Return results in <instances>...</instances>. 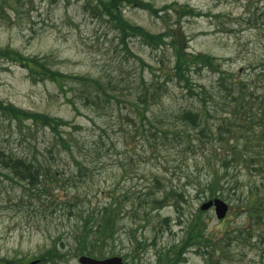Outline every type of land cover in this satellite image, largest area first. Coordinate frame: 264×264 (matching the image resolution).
<instances>
[{
	"label": "rangeland",
	"instance_id": "374dc122",
	"mask_svg": "<svg viewBox=\"0 0 264 264\" xmlns=\"http://www.w3.org/2000/svg\"><path fill=\"white\" fill-rule=\"evenodd\" d=\"M146 1H152L158 8L178 2L199 10L201 16L183 17L180 20L189 38V50L213 54L224 68L233 72L245 70V77L254 80L259 94L264 95L261 71V64H264V0ZM81 2L82 0H0V49L10 48L33 59H45L50 68L62 73L91 76L105 82L112 80L116 95L121 99L129 98L130 91H136L132 89L133 81L140 80L142 74L151 80L153 73L147 66L140 65L136 57L127 53L106 19L93 16L84 9ZM125 15L131 22L155 33L176 26L178 21L177 15L173 13L167 18L166 25L160 17L151 15L148 10L128 5ZM130 48L134 54L141 56L146 65L152 67L156 77L163 83L165 76L161 60L168 64L171 51L168 48L153 50L136 38L130 41ZM29 71L20 62H1L0 100L29 111L61 117L73 125L82 126L81 134L73 135L79 137V141L89 143L92 147L95 145L99 149L98 153H92L87 160L84 159V152L74 150L78 161L88 164L93 171L88 190L91 189L90 194L100 193L97 198L90 197L93 202L106 203L114 190L118 194L125 190L131 193L148 191V188H154L155 175L166 182L183 184L185 180L178 178L181 174L179 165L187 170V167L192 166L193 160H185L176 152L155 158L147 140L149 133L145 134L135 128L141 121L138 118H135V122L131 120L135 113L128 103L118 105L113 99V107L108 106L98 112L93 102L85 106L81 86H73L71 91L68 83L61 87L50 80L36 81L34 78L39 76ZM195 78L203 85L210 86L217 76L204 72ZM119 80L123 83L118 84ZM166 86L160 92L162 101L158 100L151 105L153 110L149 114L156 113L166 118L167 110L190 104L182 87L174 83ZM116 87L122 88L124 94L121 95V90L118 92ZM110 92L113 93L111 90ZM70 98L78 101L79 110L73 107ZM44 132L31 128L30 122L19 126L16 121L0 117V153L31 159L37 155L41 159L40 151L46 154L45 147L52 143V134ZM95 156L98 157L97 160H93ZM60 160L66 169H77L75 158L65 154ZM168 164L174 165L177 171H166ZM243 174L246 173L242 172L241 175L248 181L249 174ZM66 190L58 192L55 188V196L65 199L64 192H67L69 198L71 191ZM205 201L204 197L198 198L195 192L188 190L181 208L170 205L153 211V218L144 230L139 227V221L133 225L132 230L137 237L142 242H147L144 248L138 249L140 256L137 261L156 264L160 251L168 250L183 238L184 225ZM232 204L223 220H218L214 208L203 215L214 242L218 243L222 239L227 244L229 240L224 237L227 232L231 233L232 245L228 253L222 258L218 250L210 249L211 252L204 255L191 249L181 264H208L219 259L225 264H264V216L256 224V220L249 217L239 202ZM166 217L171 220L170 228L162 223ZM57 223L58 217L51 214L49 199L45 195L39 196L36 187L6 177L0 166V258H25L29 264L39 261L60 234ZM131 225V220L126 218L120 226L116 245L121 256L133 249L129 242ZM160 226L163 231H160ZM65 233H68V229ZM65 237L68 243L69 238ZM130 261L131 258H127L126 262ZM57 264H80L79 255L70 254Z\"/></svg>",
	"mask_w": 264,
	"mask_h": 264
},
{
	"label": "trees",
	"instance_id": "16d2710c",
	"mask_svg": "<svg viewBox=\"0 0 264 264\" xmlns=\"http://www.w3.org/2000/svg\"><path fill=\"white\" fill-rule=\"evenodd\" d=\"M81 4L96 18L106 19L127 53L136 57L140 65L147 66L151 74L153 73L151 80L142 74L140 80L133 81L132 89L136 91H130L129 98L121 99L116 95L112 80L105 82L91 76L62 73L50 68L45 59H33L10 48L0 49V63L10 60L20 62L33 75L39 76H34V80H50L61 87L68 83L71 91L73 86H81L85 106L93 102L98 112L108 106L113 107V99L118 105L128 103L135 113L134 117L130 116L131 120L135 122V118H138L141 121L135 128L145 134L149 133L147 140L155 158L176 152L185 160L191 158L193 164L187 170L179 165L181 174L178 178L185 180L183 184L166 182L155 175L154 188H148V191L131 193L125 190L118 194L114 190L106 203L93 202L90 197L94 199L100 194L98 192L97 195H91V189L88 190L93 171L88 164L78 161L74 150L84 152V159L87 160L88 156L98 153L99 149L95 145L92 147L89 143L79 141V137L73 135L81 134L82 126L73 125L61 117L29 111L0 100V117L16 121L19 126L30 122L31 128L52 134V143L45 147L48 156L40 151L41 159L37 155L31 159L27 156L14 157L0 153V166L5 176L36 187L39 196L45 195L49 199L51 214L58 217L57 230L60 234L41 255L37 264H57L70 254H86L100 259L119 255L116 241L122 221L126 218L132 222L129 242L133 249L123 257L126 260L131 258L128 264H143L144 262L137 261L140 256L138 249L144 248L147 242H142L137 237L132 230L133 225L139 221V227L144 230L153 218V211L170 205L181 208L188 190L195 192L198 198L202 196L206 200L222 198L230 205L237 201L257 224L264 216V95L259 94L254 80L245 77V70L233 72L224 68L213 54L189 50V38L180 20L183 17H199L201 12L178 2L160 8L146 0H82ZM127 5L148 10L151 15L160 17L166 25L167 18L173 13L177 15L178 21L176 26L155 33L131 22L125 15ZM133 38L139 39L153 50L168 48L171 51L168 64L161 60L162 73L165 76L163 83L156 77L152 67L146 65L141 56L133 53L130 48ZM261 71L264 91V64H261ZM204 72L217 76L210 86L203 85L195 78ZM119 83L123 81L119 80ZM169 83L182 87L190 104L167 110L166 118L156 113L149 114L153 110L151 105L158 100L162 101L160 92ZM116 89L121 90V95L124 94L122 88ZM69 101L79 110L76 99L70 98ZM36 150L38 152V147ZM65 154L75 158L76 170L62 166L59 159ZM97 159V156L93 158ZM165 169L177 171L171 164L166 165ZM242 172L249 174L248 181L241 175ZM55 188L58 192L68 189L71 196L68 198L64 191L65 199L55 196ZM205 213L198 210L186 222L183 238L168 250L160 251L156 264H181L191 249L204 255L211 252L210 249L218 250L222 258L228 253L232 245L231 233L227 232L224 237L229 240L227 244L222 239L218 243L214 242L203 219ZM170 221L166 217L162 223L170 228ZM154 230L157 233L155 226ZM160 231H163L161 226ZM65 235L69 238L68 243ZM153 241L156 244V240ZM0 264L29 263L25 258H0ZM208 264L225 263L219 259Z\"/></svg>",
	"mask_w": 264,
	"mask_h": 264
},
{
	"label": "water",
	"instance_id": "95a60500",
	"mask_svg": "<svg viewBox=\"0 0 264 264\" xmlns=\"http://www.w3.org/2000/svg\"><path fill=\"white\" fill-rule=\"evenodd\" d=\"M212 207L215 208V213L219 220L225 218L230 209L229 204L220 198L209 200L208 202H205L200 208L201 210L205 211ZM79 262L81 264H126L123 260V257L120 255L106 259H98L90 257L89 255H83L79 258Z\"/></svg>",
	"mask_w": 264,
	"mask_h": 264
}]
</instances>
